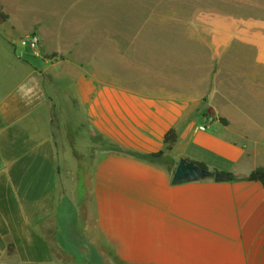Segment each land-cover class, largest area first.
Returning <instances> with one entry per match:
<instances>
[{
	"label": "crops",
	"instance_id": "crops-1",
	"mask_svg": "<svg viewBox=\"0 0 264 264\" xmlns=\"http://www.w3.org/2000/svg\"><path fill=\"white\" fill-rule=\"evenodd\" d=\"M4 10L0 264H70L55 252L77 249V228L99 264H264V183L248 178L264 169L263 36L208 38L204 74L183 79L174 59L157 85L135 88L75 70L42 27L44 57L19 49L36 29ZM70 99L82 112L77 136L54 116ZM182 158L226 179L173 185Z\"/></svg>",
	"mask_w": 264,
	"mask_h": 264
},
{
	"label": "rangeland",
	"instance_id": "rangeland-1",
	"mask_svg": "<svg viewBox=\"0 0 264 264\" xmlns=\"http://www.w3.org/2000/svg\"><path fill=\"white\" fill-rule=\"evenodd\" d=\"M1 4L18 25L35 27L30 35H39L42 27L51 42L62 44L70 52L63 59H70L75 70L83 67L102 81L116 77L135 88L157 85L161 68L167 74L174 59L181 61L183 79L198 71L204 74L205 63L199 61L211 53L208 38L264 37V0H1ZM73 105V99L64 107L58 104L54 116L55 121L64 119L67 133L76 135L81 130L75 122L82 112ZM200 118L197 124L204 121ZM59 149L67 152L61 139ZM50 238L55 241V236ZM69 239L70 247L78 250L56 251L57 259L70 264L103 262L86 250V243L77 242L85 240L80 228L73 229Z\"/></svg>",
	"mask_w": 264,
	"mask_h": 264
},
{
	"label": "water",
	"instance_id": "water-1",
	"mask_svg": "<svg viewBox=\"0 0 264 264\" xmlns=\"http://www.w3.org/2000/svg\"><path fill=\"white\" fill-rule=\"evenodd\" d=\"M214 177L216 181H223L226 175L220 172L213 173L205 167L199 166L193 161L182 158L173 174L172 184H184L190 182L202 181L207 178Z\"/></svg>",
	"mask_w": 264,
	"mask_h": 264
},
{
	"label": "trees",
	"instance_id": "trees-1",
	"mask_svg": "<svg viewBox=\"0 0 264 264\" xmlns=\"http://www.w3.org/2000/svg\"><path fill=\"white\" fill-rule=\"evenodd\" d=\"M10 19L9 13H7L3 7L0 8V23L7 22ZM177 142V133L175 129H171L165 136V144H166V151H171L173 149L174 144ZM163 154V151L154 154V156H161ZM196 163V162H195ZM201 167L206 166L202 163H197ZM250 181H259L264 183V169L260 168L255 171H253L249 175ZM73 252V250H71ZM8 252L10 255L15 253V246L12 242L9 241L8 244Z\"/></svg>",
	"mask_w": 264,
	"mask_h": 264
},
{
	"label": "built area",
	"instance_id": "built-area-1",
	"mask_svg": "<svg viewBox=\"0 0 264 264\" xmlns=\"http://www.w3.org/2000/svg\"><path fill=\"white\" fill-rule=\"evenodd\" d=\"M16 47H27L37 57H44L41 38L37 34L27 35L15 42ZM199 130H207V125H201Z\"/></svg>",
	"mask_w": 264,
	"mask_h": 264
}]
</instances>
